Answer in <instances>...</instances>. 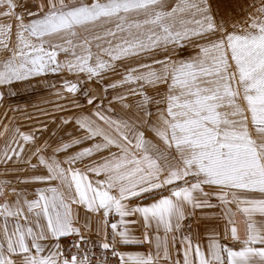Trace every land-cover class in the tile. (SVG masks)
Wrapping results in <instances>:
<instances>
[{"label":"snow or ice","instance_id":"6c2138e0","mask_svg":"<svg viewBox=\"0 0 264 264\" xmlns=\"http://www.w3.org/2000/svg\"><path fill=\"white\" fill-rule=\"evenodd\" d=\"M0 264H264V0H0Z\"/></svg>","mask_w":264,"mask_h":264},{"label":"rangeland","instance_id":"374dc122","mask_svg":"<svg viewBox=\"0 0 264 264\" xmlns=\"http://www.w3.org/2000/svg\"><path fill=\"white\" fill-rule=\"evenodd\" d=\"M61 59H63V57H61ZM38 99L39 96L35 93L21 91L18 97L13 98V103H18L23 107L25 104L35 103Z\"/></svg>","mask_w":264,"mask_h":264}]
</instances>
